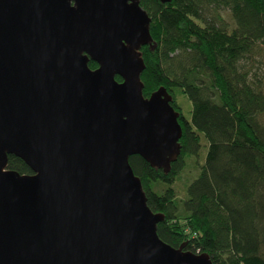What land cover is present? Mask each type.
<instances>
[{
  "label": "water",
  "instance_id": "95a60500",
  "mask_svg": "<svg viewBox=\"0 0 264 264\" xmlns=\"http://www.w3.org/2000/svg\"><path fill=\"white\" fill-rule=\"evenodd\" d=\"M150 23L139 0H0V264H212L159 238L129 162L181 153L172 96L142 94Z\"/></svg>",
  "mask_w": 264,
  "mask_h": 264
},
{
  "label": "trees",
  "instance_id": "16d2710c",
  "mask_svg": "<svg viewBox=\"0 0 264 264\" xmlns=\"http://www.w3.org/2000/svg\"><path fill=\"white\" fill-rule=\"evenodd\" d=\"M139 1L152 37L140 50L142 94L165 88L184 127L168 172L129 159L148 207L164 216L157 234L173 248L207 254L212 264H264V88L243 64L264 45V0ZM179 95L191 103L189 119ZM202 136L204 162L179 199L180 175L199 158ZM8 169L32 174L15 156Z\"/></svg>",
  "mask_w": 264,
  "mask_h": 264
},
{
  "label": "rangeland",
  "instance_id": "374dc122",
  "mask_svg": "<svg viewBox=\"0 0 264 264\" xmlns=\"http://www.w3.org/2000/svg\"><path fill=\"white\" fill-rule=\"evenodd\" d=\"M224 17L227 20V22H231V18L229 14L224 13ZM258 50L255 51L254 54L249 56L247 59L243 60V64L247 66V70L251 72V76L253 78L257 77V80L262 83V87L264 88V45L258 44ZM178 103L180 104L181 108L183 109V113L185 117L188 119L190 118L189 111L191 108H189V105L191 107V103L183 96H178ZM188 109V111L186 110ZM190 109V110H189ZM202 140V148L200 152L199 158H194L189 161H187L186 166L180 175L179 182L176 186L177 192H180L181 194H178L179 199H184L186 194H183L184 189L186 185L190 184L198 174L200 163L204 162L206 153H207V142L201 137ZM190 181V182H189Z\"/></svg>",
  "mask_w": 264,
  "mask_h": 264
},
{
  "label": "bare ground",
  "instance_id": "6f19581e",
  "mask_svg": "<svg viewBox=\"0 0 264 264\" xmlns=\"http://www.w3.org/2000/svg\"><path fill=\"white\" fill-rule=\"evenodd\" d=\"M189 108H191L190 107V105H189ZM187 111H188V109H186ZM190 110V109H189ZM176 111V110H175ZM177 113H178V111H177ZM191 115V114H190ZM179 118V117H178ZM187 117H185V119H186ZM179 120V119H178ZM184 120V119H183ZM179 122V121H178ZM184 125V124H183ZM184 127H182L181 129H183Z\"/></svg>",
  "mask_w": 264,
  "mask_h": 264
}]
</instances>
